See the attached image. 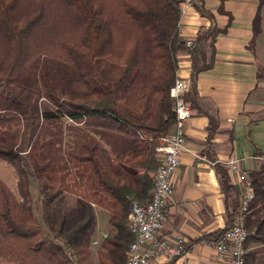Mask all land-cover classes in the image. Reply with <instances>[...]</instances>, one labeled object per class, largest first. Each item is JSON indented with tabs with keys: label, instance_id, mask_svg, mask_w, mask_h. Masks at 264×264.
<instances>
[{
	"label": "trees",
	"instance_id": "obj_1",
	"mask_svg": "<svg viewBox=\"0 0 264 264\" xmlns=\"http://www.w3.org/2000/svg\"><path fill=\"white\" fill-rule=\"evenodd\" d=\"M182 1L0 0V160L16 169L26 198L29 162L45 194L48 228L62 244L44 234L29 211L15 217L1 183L0 243L23 240L32 257L54 264H124L132 239L130 204L149 199L155 148L174 122L169 88L177 77L178 53L185 50L190 57L185 100L192 109L196 76L212 66L215 38L225 31L213 22L186 48L178 27ZM253 29L258 30V16ZM55 47L62 56L54 55ZM215 128L210 119L209 132ZM216 170L226 225L198 240L219 239L237 206L228 173L219 165ZM249 176L254 199L247 240L264 242V162ZM63 193L75 205L51 217L48 209ZM93 206L109 211L113 231L100 242L96 263L90 248Z\"/></svg>",
	"mask_w": 264,
	"mask_h": 264
},
{
	"label": "crops",
	"instance_id": "obj_2",
	"mask_svg": "<svg viewBox=\"0 0 264 264\" xmlns=\"http://www.w3.org/2000/svg\"><path fill=\"white\" fill-rule=\"evenodd\" d=\"M219 4L220 0H191L178 24L184 40H194L213 22L225 28L215 38L212 66L198 72L195 79L196 107L185 124L187 151L171 175L174 192L165 208L161 231L168 237L181 234L192 244L180 257L169 260L157 256L150 264H227V260L215 257L214 248L206 240H198L223 228L227 221V203L216 165L226 170L222 162L235 158L250 172L264 162V39L260 38L264 0H224L223 12ZM196 6H202L213 19L201 15ZM178 64V74L189 78L187 51L178 53ZM210 119L216 124L212 133L208 129ZM229 179L235 187L234 179ZM93 208L96 237L92 236L91 244L97 241L99 246L113 231L108 223L109 211ZM245 245L249 264H264V242L247 240Z\"/></svg>",
	"mask_w": 264,
	"mask_h": 264
},
{
	"label": "built area",
	"instance_id": "obj_3",
	"mask_svg": "<svg viewBox=\"0 0 264 264\" xmlns=\"http://www.w3.org/2000/svg\"><path fill=\"white\" fill-rule=\"evenodd\" d=\"M191 0L181 2V15ZM185 47H194L193 39L185 40ZM189 78L179 75L169 88L173 100L174 122L155 148L158 164L153 172V187L147 200H134L127 215L128 229L132 239L125 253L124 264H150L157 256L174 259L187 252L188 240L181 234L172 237L161 235L165 225V208L173 195L171 175L180 165L187 151L185 124L192 116V109L185 100ZM230 177L234 179L237 206L229 226L217 240H206L214 248L215 257L227 260V264H244L247 254L246 241L250 231L246 219L254 199L249 172L242 169L235 158L223 162ZM97 241H93L96 244Z\"/></svg>",
	"mask_w": 264,
	"mask_h": 264
},
{
	"label": "rangeland",
	"instance_id": "obj_4",
	"mask_svg": "<svg viewBox=\"0 0 264 264\" xmlns=\"http://www.w3.org/2000/svg\"><path fill=\"white\" fill-rule=\"evenodd\" d=\"M260 29V25H259ZM261 39H264V28H262ZM54 55L62 56L61 50L57 47L53 50ZM24 168L28 172L30 182L28 184L29 196L24 197L19 189V175L16 169L0 160V183L5 186L8 191L12 214L19 218L31 213L34 223L38 226L44 234L52 238L54 241L62 244L61 238L53 236L49 230L46 221V209L44 206L45 194L40 188V184L33 176L32 168L28 161L24 164ZM75 205V198L71 194L63 193L53 201L49 207L51 217L57 215L61 210L72 209ZM0 210H1V197H0ZM1 221V220H0ZM95 233V229H94ZM94 236V235H93ZM96 236H94L95 238ZM98 244H91V259L94 263L97 261ZM0 264H54L52 261L38 257L34 258L26 247V242L18 239L3 240L0 243Z\"/></svg>",
	"mask_w": 264,
	"mask_h": 264
}]
</instances>
